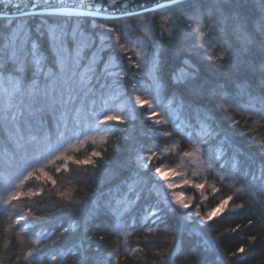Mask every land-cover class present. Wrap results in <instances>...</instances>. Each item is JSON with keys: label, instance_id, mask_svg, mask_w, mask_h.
Returning a JSON list of instances; mask_svg holds the SVG:
<instances>
[{"label": "trees", "instance_id": "obj_1", "mask_svg": "<svg viewBox=\"0 0 264 264\" xmlns=\"http://www.w3.org/2000/svg\"><path fill=\"white\" fill-rule=\"evenodd\" d=\"M161 15L145 14L142 20L127 16L118 20L115 17L95 18L96 24L104 26L95 30L97 44L101 36L107 41L106 27L122 28L125 33L120 41L124 47L119 55L109 52L106 45L100 53L103 60L101 62L98 58V64L101 68L103 64L111 65L113 73L123 69L128 75L109 77L110 87L104 91L103 98L96 94L94 113L100 115L113 109L112 114L121 116L124 125L99 124L86 110L72 130L63 135L34 129L31 133L34 139L28 140L26 133L25 139L18 141L0 131V170L5 167L15 173L16 179L21 178L12 190L20 194L18 200L5 204L7 191L1 196L2 264H76L75 257L67 253L81 243L87 249L89 264H106L107 258L117 252L119 264H162V261L167 264L160 253L173 246L172 264H193L202 258H206L208 264H221L220 255L227 264H264V195L253 186L251 175L245 178L243 174H237L233 168L232 148L221 143L223 136L214 137L204 144L195 137H189L190 117L181 107L187 101L179 94L174 96L165 81H161L158 89L155 88L154 74L146 67L152 51L148 43L153 40L163 53L162 66L169 78L181 70L187 71L184 61L195 56L203 64L202 75L210 83L223 85L224 81L216 76L210 62L204 60L205 51L210 53L212 50L210 46L214 37H205L204 49L178 56L167 37L160 35ZM64 23L67 26L68 22ZM77 23L85 35L91 34L93 18L81 17L79 21H72L73 25ZM85 53L91 55L87 48ZM137 64L140 67H136ZM30 75L27 72L26 78ZM133 83L148 90L136 94L150 104L141 105L135 101V95L131 94ZM153 107L158 115L148 120ZM233 118L240 123H232ZM100 119H103L102 115ZM155 119H161L162 123L155 124ZM213 119L217 121L218 129L244 153V156L236 158L241 164L249 153L254 154L255 139H264V120L251 112L230 111ZM207 131L205 128L200 135L205 136ZM166 132L172 135H163ZM141 148H153L154 155L143 152L145 157H151L150 167L175 173L176 186L174 191L168 189L167 183L171 178L154 175L153 183L159 195L153 192L151 198L129 204L125 195L126 185L121 184L120 188L117 185L124 177L128 178L129 184L138 179L135 165ZM94 152L100 155L93 156ZM184 152L193 155L185 157ZM209 164L213 167L209 168ZM117 168H121L118 176L114 175ZM246 170L259 175L256 167ZM29 172L32 176L24 179ZM198 183L204 185L203 190L194 187ZM175 191L182 193L184 199L181 201L190 205L188 210L181 211H191L199 206L203 215L228 196L232 197L228 209L236 205L244 207L233 212L225 210L222 216L214 218L211 227L185 222L182 230L177 232L171 211L178 208ZM30 192L36 195L28 194ZM109 201L112 202L110 208L98 207L107 205ZM157 202L163 210L161 218L164 221L162 224L157 221L159 227L148 215L149 207L157 205ZM17 213H35L41 219L30 226L28 232H20L15 222ZM249 219L253 220L251 226L248 225ZM145 225L152 227L153 231L147 232ZM64 228L68 232L61 235ZM234 228L237 229L235 232L232 231ZM95 236H103L104 239L101 241ZM241 246L245 247V253L233 257L231 254ZM197 247L200 257L193 255V249ZM136 248L143 250L131 252ZM29 252H32L31 256ZM53 255L57 257L56 261H52Z\"/></svg>", "mask_w": 264, "mask_h": 264}, {"label": "snow or ice", "instance_id": "obj_2", "mask_svg": "<svg viewBox=\"0 0 264 264\" xmlns=\"http://www.w3.org/2000/svg\"><path fill=\"white\" fill-rule=\"evenodd\" d=\"M10 8L15 11L10 12ZM3 9L0 11V131L6 137L23 141L27 133V139L32 140L34 137L31 133L34 129L45 131L46 134H67L86 110L99 124H111L113 127L124 125L121 116L112 114L113 109L100 114L103 119L94 113L96 94L99 93V98H103L104 91L110 87L109 77L128 75L123 69L119 73H113L111 65L103 64L101 68L98 64V58L101 62L103 60L100 53L105 50L106 45L109 52L119 55L124 47L120 41L125 33L122 28L106 27L104 33L107 41L101 36L97 44L95 30L104 26L96 24L95 18L103 14L101 9H110L109 16L117 13V20L125 16L142 20L145 14L161 13L160 35L167 37L178 56L204 49L205 37H214V43L210 46L212 50L210 53L205 51L204 60L210 62L216 76L224 84L210 83L202 75L203 64L195 56H189L184 61L187 71L181 70L169 78L162 66L163 53L156 42L150 40L148 47L152 51L146 67L154 74L153 86L158 89L161 81H165L174 96L179 94L187 101L181 107L190 117V138L195 137L204 144L214 137L223 136L221 143L232 148L233 168L237 174H243L245 178L251 175L253 186L264 195V139H255L254 154L249 153L241 164L236 158L244 156V153L238 145L231 142L226 133L218 129L217 121L213 119L221 113L238 110L251 112L264 120V0H152L151 6L147 0L143 3L140 0H77L75 3L72 0H6ZM81 17L93 18L90 35H85L78 23L72 24L73 20L79 21ZM32 20H37L38 23H29ZM64 22H68L67 26ZM86 48L91 52L90 56L86 55ZM136 67L140 65L137 64ZM27 72L31 75L26 78ZM140 91L148 90L138 88L133 83L131 94L135 95V101L141 105L150 104L151 102L142 100L136 94ZM156 115L158 114L153 107L147 119L152 120ZM154 123L159 125L162 121L155 119ZM232 123L239 124L240 121L233 118ZM205 128L208 131L202 137L200 132ZM121 130L126 131V128ZM163 135L171 136L172 133L166 132ZM144 151L155 154L153 148L140 149L135 165L138 179L129 184L128 178L124 177L117 185V188L121 184L126 185L125 195L129 204L151 198L153 192H156L154 175L163 176L160 167H155L154 170L150 167L151 157H145ZM99 155L100 153H93V156ZM191 155L193 153L184 152L185 157ZM208 167L212 168L213 165L209 164ZM252 167L258 169V176L255 172L246 170ZM120 170L121 168H117L114 175L118 176ZM31 176L32 173L29 172L24 179ZM52 183L55 184V180ZM167 187L173 188L175 185L169 183ZM194 187L203 190L204 185L198 183ZM28 194L36 195L35 192ZM156 194L159 195L158 192ZM19 197V193L12 192L4 202L11 204ZM231 200V196L221 199L215 208L202 215L199 206L191 211H181L188 210L190 205L177 198L178 208L171 209L176 231L180 232L185 222H194L198 227H211L214 218L222 216L225 210L233 212L243 209V205L228 209L227 205ZM158 204L159 202L148 209L153 224H157V221L164 223L161 218L163 210ZM111 206L112 202L109 201L107 205L98 207L107 209ZM40 219L35 213H17L15 222L19 225L20 232L26 233ZM252 224L253 220L249 219L248 225ZM145 230L151 233L153 228L145 225ZM167 230L168 226L165 227V231ZM236 230L232 229L233 232ZM66 232L68 229L64 228L61 235ZM94 238L101 241L104 239L103 236ZM36 243L39 244L40 240L37 239ZM142 250L136 248L131 252L139 253ZM174 252L175 246L160 255L167 264H172ZM86 253L87 249L81 243L75 250L69 249L67 254L75 257L76 264H89ZM243 253L245 247L241 246L231 255L235 257ZM28 255L31 256L32 252ZM193 255L200 257L198 247L193 249ZM118 257L119 253H114L107 258L106 264H119ZM51 259L56 261L57 257L53 255ZM218 259L221 264H227L222 255ZM193 264H208V261L202 258L195 260Z\"/></svg>", "mask_w": 264, "mask_h": 264}, {"label": "rangeland", "instance_id": "obj_3", "mask_svg": "<svg viewBox=\"0 0 264 264\" xmlns=\"http://www.w3.org/2000/svg\"><path fill=\"white\" fill-rule=\"evenodd\" d=\"M163 170V169H162ZM14 174L15 173H13V172H11V171H7L6 169H5V167H3L2 168V170H0V182H2L1 183V185H0V190L3 188V186H4V188L2 189V191H0V201H2V194H3V192L4 191H7V194H6V196L8 195H10V193L12 192V190H13V188H15V187H17V185L19 184L18 182H20L19 181V179H21L20 177H18L17 179L15 178V176H14ZM163 176H165V177H170L171 179H169V181H168V183H167V185L169 184V183H171V184H173V185H175L176 186V183H175V173H173V172H171V171H166V170H163ZM3 184V185H2ZM174 188V187H173ZM173 188H168V189H171V190H173L174 191V189ZM176 192V194H175V198H179V200H181V199H184L183 197V194L182 193H180L179 191H175ZM173 194H174V192H173Z\"/></svg>", "mask_w": 264, "mask_h": 264}, {"label": "water", "instance_id": "obj_4", "mask_svg": "<svg viewBox=\"0 0 264 264\" xmlns=\"http://www.w3.org/2000/svg\"><path fill=\"white\" fill-rule=\"evenodd\" d=\"M6 2V0H0V11L4 10L3 9V4ZM25 2H27V0H25ZM67 2V0H66ZM73 3L77 2V0H72ZM85 2H88V0H85ZM97 2H102V0H97ZM140 2H144V0H140ZM147 3L149 6H151L152 0H147ZM136 11H139V9H134ZM10 12H14L15 9L10 8L9 9ZM110 9H101V12L103 13L101 16H99L98 18H113L116 17L118 14L117 13H112L111 16L108 15V12H110Z\"/></svg>", "mask_w": 264, "mask_h": 264}]
</instances>
